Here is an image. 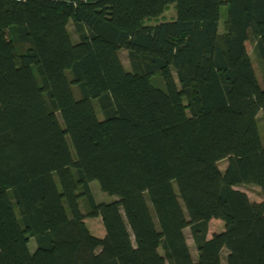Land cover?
Here are the masks:
<instances>
[{
	"label": "trees",
	"instance_id": "obj_1",
	"mask_svg": "<svg viewBox=\"0 0 264 264\" xmlns=\"http://www.w3.org/2000/svg\"><path fill=\"white\" fill-rule=\"evenodd\" d=\"M260 111L264 0H0V264H264Z\"/></svg>",
	"mask_w": 264,
	"mask_h": 264
},
{
	"label": "rangeland",
	"instance_id": "obj_2",
	"mask_svg": "<svg viewBox=\"0 0 264 264\" xmlns=\"http://www.w3.org/2000/svg\"><path fill=\"white\" fill-rule=\"evenodd\" d=\"M221 13H222V17H225V14H226V7L225 6H222ZM175 17H176L175 4H169L167 6L166 10L164 11L163 15L161 17H159V21H164V20L169 21V20H173ZM153 22H155V19H148L146 21V23H153ZM222 27H223V23H221L220 29H222ZM69 31H70L72 37L74 39H76L77 35L75 33L73 22H70V24H69ZM246 46H247L248 52L250 53V55L252 57L253 64H254L257 76L259 78V81H260L261 85H263L262 68H261V64H260L259 60L257 59V57L253 51L254 44L251 41L250 42L248 41V42H246ZM121 57H122V60L125 64V66L129 67L130 65H129V59L127 56V52L122 51ZM34 70H35L36 74L38 75L36 67H34ZM75 93L79 94L78 90H76ZM92 102H93V105L97 111L98 117L100 119H102L103 114L101 113V111L98 108L97 100H93ZM257 123H258V129H259L261 141H262V143H264V119H263V114L261 111L259 112V114L257 116ZM226 165H227V162L225 160L221 161L219 163V166L222 170L225 169ZM90 186H91V190L93 192V195L98 202L110 203V202H114L117 199H119L118 196H116V195H110L106 192H103L101 190L99 182L97 180L91 181ZM236 188L244 191L248 195L249 199L253 202H261L263 200L262 190L259 186L255 185V184H241L239 186H236ZM85 222H86L89 230L92 232L93 235H95L97 237H103L105 235V228L103 226L102 219L100 217L86 218ZM224 225L225 224L220 219H211L209 221L208 236L211 237L214 233H218V232L223 231ZM185 233H186V237H187L188 243L190 245L192 254L195 257L196 256V248H195L192 236H191L190 229L187 228L185 230ZM30 247L35 248V242L33 240L30 241ZM223 263L226 264L224 258H223Z\"/></svg>",
	"mask_w": 264,
	"mask_h": 264
},
{
	"label": "built area",
	"instance_id": "obj_3",
	"mask_svg": "<svg viewBox=\"0 0 264 264\" xmlns=\"http://www.w3.org/2000/svg\"><path fill=\"white\" fill-rule=\"evenodd\" d=\"M17 2H22V1H25V0H15ZM78 1H86V0H78Z\"/></svg>",
	"mask_w": 264,
	"mask_h": 264
}]
</instances>
